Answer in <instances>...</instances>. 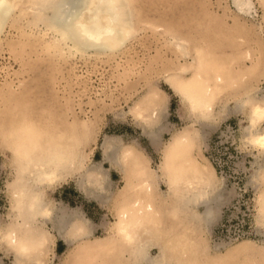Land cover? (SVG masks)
I'll return each instance as SVG.
<instances>
[{"label": "rangeland", "instance_id": "374dc122", "mask_svg": "<svg viewBox=\"0 0 264 264\" xmlns=\"http://www.w3.org/2000/svg\"><path fill=\"white\" fill-rule=\"evenodd\" d=\"M253 1L254 15L248 17L238 13L232 0H130L136 32L121 49L96 56L51 49L48 41L52 34L44 33V27L30 25L32 14L17 9L13 22L0 34V227L11 224L13 214L22 222L24 219L22 212H10L11 184L18 174L9 134L21 132V126L37 133L34 145L43 151L60 135L65 139L59 143L69 146L75 134L81 140L83 127L91 129L77 171L47 187L49 200L84 216L93 229L91 239H106L121 208L134 195L135 179L130 171L106 158L108 138L121 151L132 149L144 159L158 177L160 199L169 200L162 197L168 185L159 175L164 146L190 123L199 124L168 80L171 76L178 82L189 76L184 68L194 73L201 48L209 54L207 60L232 70L231 85L219 93L215 108L225 103L233 107L255 91L264 92V1ZM175 38L190 41L191 56L181 54ZM248 51L252 57H246ZM153 91L163 102L156 107L154 123L165 125L159 146L147 136L139 117V105ZM246 113L241 110L217 116L202 141L201 152L222 180L226 197L209 228L188 222L190 236L198 241L192 257L204 264H264V217L259 201L264 182L255 177L259 152L243 142V127L249 125ZM260 128L264 129V120ZM96 167L103 168L110 182L108 203L88 197L80 187L90 169L99 171ZM184 221L167 220L164 226H177L175 232L183 235L188 227ZM50 230L54 240L46 264H77L71 252L83 241L71 247L52 226ZM153 249L155 256L158 249ZM0 257L4 264H15L14 256L4 250H0ZM111 258L99 250L87 256L84 264H115Z\"/></svg>", "mask_w": 264, "mask_h": 264}, {"label": "bare ground", "instance_id": "6f19581e", "mask_svg": "<svg viewBox=\"0 0 264 264\" xmlns=\"http://www.w3.org/2000/svg\"><path fill=\"white\" fill-rule=\"evenodd\" d=\"M232 1L241 16L254 15L253 0ZM68 2L69 0H0V34L7 24L13 22L17 9L28 15L32 14L30 25L44 27V33L52 34L48 46L61 53H90L95 56L112 53L124 47L136 32L130 0H117V7L114 9L99 6L90 8L84 16L91 25L90 35L87 37L76 27L73 19L75 13L64 7ZM70 2L75 7L80 0ZM87 3L99 5L101 0H87ZM173 41L184 57L191 56L189 40L175 38ZM197 54L198 66L194 73L190 74L189 69L184 68L183 72L189 76L180 78L178 82L171 76L168 80L173 91L189 106V111L199 124L196 127L190 123L182 131L175 133L172 140L164 146L159 175L168 185V192L162 197H169V200L160 199L161 193H157L156 188L158 177L146 166L144 159L132 149L121 151L108 138L104 144L106 158L123 170L130 171L135 179L132 183L134 186L130 184L134 195L124 206L122 204L117 224L111 226L112 231L106 239H91L92 226L78 210H68L47 197V187L73 175L82 164L84 142L90 137L91 129L83 127L81 140L75 134V139L69 146L59 143L65 139V136L60 135L58 139L51 140L49 150L43 151L34 145L39 137L37 133L32 132V128L25 129L21 126V132L12 131L9 134L18 174L11 184L14 188L10 212H22L20 215L24 219L22 222L13 214L11 224L4 229L0 227L3 229L0 234V250L14 256L15 264H46V256L54 240V234L50 230L52 226L71 247L83 241L71 252L77 264H84L87 256L99 250L111 254L115 264H204L192 257L196 249L193 251V248L198 241L190 236L192 226L188 222L199 225V228H209L216 222L217 213L225 204L226 197L222 180L201 152L202 141L217 116L247 110L249 125L243 127V142L259 152L255 177L264 182V129L260 128V123L264 120V92L255 91L249 99L236 101L233 107L225 103L215 108L214 101L219 93L231 85L232 70L222 68L217 61L207 60L209 54L204 49L200 48ZM246 57H252V53L248 51ZM145 100L139 105V117L143 119L147 136L154 145L159 146L165 125L154 123L158 117L156 107H161L162 101L160 102L155 91L149 93ZM97 169V173L89 170L80 182V187L88 197L108 203L110 182L105 178L107 174L103 168ZM259 201L260 214L264 217L263 193L259 195ZM180 218L187 220L184 222L188 227H183H186L183 235L175 232L177 226H171L170 229L164 226L167 220L173 222ZM164 239H170L172 243H166ZM153 248L158 249L155 256L151 252ZM0 264L3 263L0 261ZM100 264L109 262L102 261Z\"/></svg>", "mask_w": 264, "mask_h": 264}, {"label": "snow or ice", "instance_id": "6c2138e0", "mask_svg": "<svg viewBox=\"0 0 264 264\" xmlns=\"http://www.w3.org/2000/svg\"><path fill=\"white\" fill-rule=\"evenodd\" d=\"M97 6L114 9L117 7V0H101V3L99 5L89 4L87 3V0H80V3L76 5L75 7L71 4L70 0L68 3L64 4L65 8L71 9L75 13V15L73 16V19L75 21L76 27L86 37L90 35L91 25L88 21L85 20L84 18L85 13L90 8L97 7ZM92 38L95 39L96 37H92Z\"/></svg>", "mask_w": 264, "mask_h": 264}, {"label": "crops", "instance_id": "0c3cea01", "mask_svg": "<svg viewBox=\"0 0 264 264\" xmlns=\"http://www.w3.org/2000/svg\"><path fill=\"white\" fill-rule=\"evenodd\" d=\"M148 159H149V157H148ZM149 162H150V159H149ZM150 165H151V164H150ZM113 169H116V168H113ZM117 170H118V169H117ZM118 171H119V170H118ZM162 185H163V184H162ZM162 185H161V187H162ZM78 188H79V187H78ZM79 189H80V188H79ZM80 190H81V189H80ZM81 191H82V190H81ZM112 206H113V205H112ZM113 208H114V207H113ZM60 238H62V237L60 236ZM62 239H63V238H62ZM63 240H64V239H63ZM65 240H66V239H65ZM65 240H64V241H65ZM66 241H67V240H66ZM66 241H65V243H66V245L68 246V249H69L70 246H69V244L67 243L68 241H67V242H66ZM154 251H156V249H153V252H154ZM14 260H15V258H14ZM0 261L4 264L3 260L1 259V257H0ZM14 263H15V262H14Z\"/></svg>", "mask_w": 264, "mask_h": 264}]
</instances>
